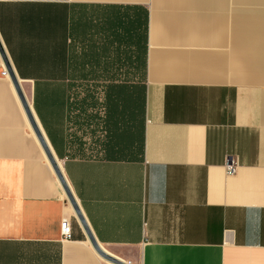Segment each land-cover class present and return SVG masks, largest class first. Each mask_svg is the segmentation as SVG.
<instances>
[{
  "label": "crops",
  "instance_id": "1",
  "mask_svg": "<svg viewBox=\"0 0 264 264\" xmlns=\"http://www.w3.org/2000/svg\"><path fill=\"white\" fill-rule=\"evenodd\" d=\"M0 42L100 247L264 264V0H0ZM66 192L0 54V264H117Z\"/></svg>",
  "mask_w": 264,
  "mask_h": 264
},
{
  "label": "water",
  "instance_id": "2",
  "mask_svg": "<svg viewBox=\"0 0 264 264\" xmlns=\"http://www.w3.org/2000/svg\"><path fill=\"white\" fill-rule=\"evenodd\" d=\"M0 54H1L2 58H3V60H4V63L6 65V67H7V70L9 72V75H10V77L12 79V82H13L15 88H16V91L18 93V96L20 98V101H21V103H22V105H23V107H24V109L26 111V114L28 116V119H29V121H30V123H31V125H32V127H33V129H34V131H35V133H36V135H37V137H38L41 145L43 146V148H44V150H45V152L47 154V157H48L50 163L52 164V166H53V168H54V170L56 172V176H58V178H59L62 186L64 187L65 191H67L66 193L68 195L69 200L73 204V206H74V208H75V210H76V212H77L80 220L83 222V224H85L84 226L87 229L88 235H89V237H90V239L92 241L93 246L95 247V249L98 251V253L102 257H104V258H106V259H108V260H110L112 262H115L117 264H125L122 261L117 260L116 258H114L113 256H111L108 252H106L102 247H100V245H98V243L92 237V235H91V233H90V231L88 229V226H87L86 222L84 221V218L82 216V213L80 212V210H79V208H78V206H77V204L75 202V199H74V197H73V195H72V193H71V191L69 189V186H68V184H67V182H66V180H65V178H64V176L62 174V172L60 171V169L58 167V164H57V162L55 160L56 158H54L53 155H52V153L50 152V149L48 148V146H47L44 138L42 137V135H41V133H40V131L38 129V126H37V124H36V122H35L32 114H31V112L29 110V106H28V103L26 101V97L22 93V90H21V88H20V86L18 84V81H17L16 77H14V73L12 71V68L10 67V64L8 62V58H7V56L5 54V51H4V49H3L2 45H1V42H0Z\"/></svg>",
  "mask_w": 264,
  "mask_h": 264
},
{
  "label": "built area",
  "instance_id": "3",
  "mask_svg": "<svg viewBox=\"0 0 264 264\" xmlns=\"http://www.w3.org/2000/svg\"><path fill=\"white\" fill-rule=\"evenodd\" d=\"M7 71L5 70V73ZM226 171L228 174H232L236 171V167L233 166V164L231 163H227L226 164ZM61 231H62V234L65 236V237H69L71 235V226H70V221L67 217H64V219L62 220V223H61Z\"/></svg>",
  "mask_w": 264,
  "mask_h": 264
}]
</instances>
